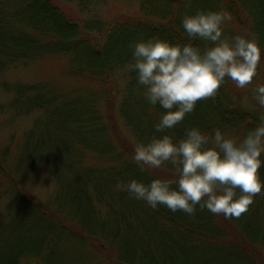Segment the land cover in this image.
I'll return each instance as SVG.
<instances>
[{"label": "trees", "instance_id": "1", "mask_svg": "<svg viewBox=\"0 0 264 264\" xmlns=\"http://www.w3.org/2000/svg\"><path fill=\"white\" fill-rule=\"evenodd\" d=\"M69 1L71 0H0V68L33 61L45 54H65L70 60L69 76L84 80L99 90V97L92 96L89 100L80 92L75 96L59 99L58 96L46 98L36 86H15V93L19 98L24 93L26 95L22 101L23 106L27 110L34 108L42 111L44 116L34 123L33 130L26 136L13 171L4 172L5 179H11V190L19 193L22 198L24 208L8 211L7 226L2 225L0 219V235L5 234L8 227H18L17 224L28 221L27 216L36 214V220L39 216L47 224L44 233L53 232L58 236V225L54 217L51 218L45 212L44 205L35 204L23 192H19L12 180L22 176L23 171L42 156L63 148L65 155L58 161L60 165L56 174L62 167L64 170L72 168V165L62 164L63 162L77 165L76 177L83 180L81 194L85 205H81L91 216L87 221L74 213L77 204L70 210L72 216L69 224L74 227L70 232L75 237L80 235L88 240L84 234L92 232V235L95 227L93 222H98L95 220L97 204L93 203L92 196L88 193V185L93 183L91 189L96 195L109 200L115 198L116 204L119 203L118 194L121 196V213L112 211L108 218L112 220L110 225L113 226H109V229L106 227L105 233L99 230L102 227L98 229L99 233L96 232L101 235V238L97 236L101 239L98 250L103 252L107 241L116 258L114 262L254 264L244 246L251 249L258 242L264 250V219L250 220L257 217L250 208L239 218L232 219L200 210L199 206L194 215L181 211L173 213L163 205L152 209L144 201L131 198L126 191L118 190L116 185L117 182L127 183L132 180L147 185L155 179H170L157 169H153L154 175L150 176L147 170H140L132 160L135 143L123 133L126 129L136 143H148L154 135H168L173 142H177L184 138L185 129L191 127H198L205 134H214L213 130L219 128L225 134H234L243 139L259 123V116L245 111L238 103L234 105L229 97L231 90L226 89L224 81L213 98L199 100L195 110L174 128L162 133L155 132L154 124L166 110L159 104L153 106L146 100L144 87L137 83L136 73L131 70L134 60L129 43L150 37H159L173 44L188 43L181 25L183 16L194 15L197 11H223L231 15V23L239 27L238 30L243 31L248 27L250 34L257 36L261 58H264V0H251L248 13L245 5L249 0H142L141 19L120 15L108 23L70 15L72 12L66 4ZM192 43L202 49L207 45V42L199 39ZM121 69L128 74L123 85L118 84L116 79ZM15 102L19 104L18 97ZM116 102L118 116L123 121L121 126L125 131L115 118ZM69 133L71 139L64 144L63 137ZM75 137H78L77 141ZM89 152L92 155L91 164L85 162ZM84 162L87 166L80 172L78 166L84 165ZM259 175L264 181V174ZM104 190H116L118 194L114 192L105 197ZM137 210L139 214L135 213ZM141 215L148 219L147 225L141 220ZM247 220L254 223H248ZM86 221L90 224L87 225ZM83 222H86L89 229L85 225H78ZM119 225H122L120 230ZM233 231L241 235L242 245L236 243L240 241L233 239ZM44 233L36 240L43 241ZM187 247L195 249L197 253L191 252ZM214 248L221 249L231 259L228 262L223 259L218 261L211 254ZM20 249H12L4 257L0 246V264H18L20 252L25 251ZM30 249L31 247L26 251ZM134 252L139 254L140 259L133 257ZM202 253L209 256L201 258ZM54 255L55 252L40 264H50ZM84 256L87 257L88 253Z\"/></svg>", "mask_w": 264, "mask_h": 264}, {"label": "clouds", "instance_id": "2", "mask_svg": "<svg viewBox=\"0 0 264 264\" xmlns=\"http://www.w3.org/2000/svg\"><path fill=\"white\" fill-rule=\"evenodd\" d=\"M231 15L223 11H197L181 18L188 43L173 44L159 37L129 43L131 70L144 87L149 104H159L163 113L155 132L174 128L195 110L201 99L213 98L225 79L237 88L250 84L261 60L258 38L251 34L225 36L222 25ZM207 42L203 49L192 41ZM256 103L264 108V85L254 89ZM205 134L198 127L185 129L177 142L168 135L153 136L134 147L132 160L141 171L176 166L177 178L117 182L116 188L152 209L163 205L171 212L194 215L197 206L225 219L239 218L264 189L259 169L264 153V115L257 126L237 141L219 128ZM173 185H176L174 188Z\"/></svg>", "mask_w": 264, "mask_h": 264}, {"label": "rangeland", "instance_id": "3", "mask_svg": "<svg viewBox=\"0 0 264 264\" xmlns=\"http://www.w3.org/2000/svg\"><path fill=\"white\" fill-rule=\"evenodd\" d=\"M246 3L247 5L245 6L247 8L245 11L248 13L251 0L246 1ZM66 4L68 10L72 12L70 15L75 14L74 16H80L82 19L99 20L104 23L111 22L119 18L120 15L130 16L132 19L134 18L136 20L143 17V11L141 10L142 0H71L66 2ZM154 20L156 22V19ZM222 28L223 34L228 37L238 34H250L247 30L248 27L240 31L238 30L240 28L233 25L231 21L222 25ZM255 37L257 38V36ZM262 45H264V36ZM69 63L70 60L68 55L45 54L33 61L18 62L0 68V219L1 224L4 226L8 225V211L24 208L22 198L19 193H17V195L11 190L9 184L11 179L8 178L9 181L5 179L4 172L13 171L14 163L20 153L22 144L25 142L26 136L29 135L30 130H33L34 123L44 116L42 111L35 110L34 108L27 110V108L23 106L22 101L25 100L26 95L24 93L23 96L19 98V95L15 93V86H36L40 89V93L46 98L58 96V98L61 99L62 97L75 96L78 92L85 95L88 100L89 97L92 98V96L95 98L99 97V90L94 86L88 85L84 80L69 76ZM126 72L127 71L124 69H121V73L116 75L118 84L123 85L127 80L128 74H126ZM225 81L226 89H229V91L231 90L229 97L234 105L238 103L245 111L254 113L257 116L264 115V108H261L254 99V89L256 86L264 85V58H261L257 67V74L253 77L252 82L244 88H237L235 83L230 79L226 78ZM17 97L19 99V104H15L17 103L15 102ZM117 107L118 103L116 102L115 118L121 126V124L123 125V121L118 116ZM102 110L103 112L105 111L103 106ZM121 129H123L122 126ZM126 130L127 131L124 130L125 132L123 133H125L135 145L138 144L135 142L129 130ZM226 135L237 141L242 140L234 134L231 135L227 133ZM70 139L71 134L69 133V135L63 137L62 142L65 144L67 141H70ZM74 139L77 141L78 137ZM72 152L74 153L73 150ZM90 152L86 156L85 162L87 164H91L92 155ZM49 155L42 156L41 159L35 161L32 166L23 171L24 174H22V176H17V179L12 180V184L15 185V187L18 186L19 192H23L30 201L37 205H44L43 209L45 212L51 218L54 217L58 225L56 232L59 234L55 236L53 232L44 233L47 224H45L38 215L37 220L35 218L36 214L29 215L27 216L28 221L17 224L18 227H8L6 229L7 232L0 235V246L3 256L6 257L12 249L21 248L20 250L25 251L20 252L17 258L18 264H31L33 262L34 264H40L43 259L48 260L50 254H54V252L55 255L50 264H120L114 262L116 258L113 257V251L110 249L109 243H106L107 241L105 242L103 252L98 250V246L101 244V235L98 234V231L101 230L104 232L107 228L109 229V226H113L110 225L113 223L112 220L108 219L112 211L121 213L120 194H118L116 190L112 192L103 191L105 197L111 196V194L116 192L119 201V203L117 202L118 204H116L115 198L109 200L100 198L101 196L96 195L91 189V186L94 185L93 183L88 185V193L92 196L93 203L97 204V211L95 212L97 218H95V220L98 222H93L95 227H93L94 233L92 235V232L84 234V236L86 235L88 237V240H85V237L80 235L75 237V235L70 232V230L74 229L73 225L69 224L72 216L70 210L77 204L74 208V213L81 216V218L83 216L84 220L87 221L91 217L90 214L85 211L86 209L82 207V205H85L81 194L83 180L81 177H76V171L78 170L77 165L71 164V162L62 163L72 165L71 169L64 170L62 167V170L58 169V174H56V170L60 165L58 161L65 155L63 148L52 151ZM69 156L71 155L69 154ZM260 159L264 161V153L261 154ZM85 162L84 165L78 166L80 167V172L87 166ZM155 169H157L160 174L164 173L169 176L170 179L177 178L176 166H173L171 163L165 162L160 168H154V170ZM258 171L259 174L263 175L264 165H262ZM147 172L149 176L154 175L153 169L147 170ZM260 178L262 179V176H260ZM253 199L254 202L249 208L257 217L250 220L264 219V189ZM135 213L139 214V211L137 210ZM141 220L147 225L148 219L146 216L141 215ZM250 220H247V222L254 223ZM86 222L78 225L84 227ZM88 224H90V222H87V225ZM232 226L233 229H236L235 225ZM100 227L103 229H99ZM120 227H122V225L118 226L119 230ZM49 229L51 230L50 227ZM87 229H89V227H87ZM233 232V239L240 241L236 243L242 245V239H240L241 235L238 234L237 231ZM42 233L45 234L43 236V241H38ZM97 236H100V238ZM245 243L246 242H244V244ZM114 244L118 243L114 242ZM29 247H31V249L26 251ZM253 247L254 248L250 249L244 246V250L249 254L254 264H264L263 247L258 242L256 246L253 245ZM187 248L191 252L197 253L195 249L190 247ZM86 252L88 253L87 257L84 256ZM162 254H167V252H162ZM211 254H213L218 261L223 259L228 262V260L231 259L218 248H214ZM138 255L137 252L133 253V257L137 256V259H140ZM206 256L209 255L207 253H202L201 258ZM233 264L236 263L234 262Z\"/></svg>", "mask_w": 264, "mask_h": 264}]
</instances>
